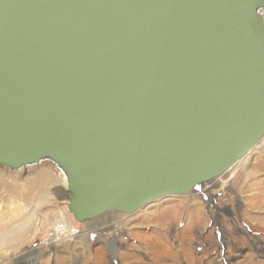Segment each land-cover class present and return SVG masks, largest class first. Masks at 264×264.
<instances>
[{
    "label": "water",
    "instance_id": "1",
    "mask_svg": "<svg viewBox=\"0 0 264 264\" xmlns=\"http://www.w3.org/2000/svg\"><path fill=\"white\" fill-rule=\"evenodd\" d=\"M264 0H0V166L44 160L79 223L226 175L264 138Z\"/></svg>",
    "mask_w": 264,
    "mask_h": 264
},
{
    "label": "rangeland",
    "instance_id": "2",
    "mask_svg": "<svg viewBox=\"0 0 264 264\" xmlns=\"http://www.w3.org/2000/svg\"><path fill=\"white\" fill-rule=\"evenodd\" d=\"M263 143L199 191L88 223L70 213L59 167L48 161L19 170L0 166V222L15 217L0 231V264H264ZM39 165L52 168L49 199L36 194ZM26 222L28 233L9 242L10 227ZM58 225L68 232L56 231Z\"/></svg>",
    "mask_w": 264,
    "mask_h": 264
},
{
    "label": "bare ground",
    "instance_id": "3",
    "mask_svg": "<svg viewBox=\"0 0 264 264\" xmlns=\"http://www.w3.org/2000/svg\"><path fill=\"white\" fill-rule=\"evenodd\" d=\"M263 11H264V9H261L260 10V14L261 15H263L264 13H263ZM263 17H264V15H263ZM263 140V139H262ZM261 140V141H262ZM260 144V143H259ZM258 144V145H259ZM257 145V146H258ZM256 146V147H257ZM255 147V148H256ZM254 148V149H255ZM253 149V150H254ZM252 150V151H253ZM251 151V152H252ZM250 152V153H251ZM249 153V154H250ZM248 154V155H249ZM247 155V156H248ZM49 162L51 165H53V168H57L58 166L55 164V163H53L52 161H50V160H44V161H42V162ZM40 164V163H39ZM44 164V163H43ZM40 166V165H39ZM52 168H49V167H45L44 165L43 166H40V167H37L36 168V170H37V172H38V177L36 178V183H35V185L36 186H34L35 188H36V190H37V193L36 194H38V195H41V197H42V199H49V196L51 195L50 194V192H48L47 190V185L48 184H55V180H53V175H52V170H51ZM206 185H208V184H206ZM205 185V186H206ZM204 186V187H205ZM207 187V186H206ZM52 188V187H51ZM55 189H57V188H55ZM204 191V190H203ZM204 195V194H203ZM28 196V195H27ZM53 197V196H52ZM158 201V200H157ZM67 203V202H66ZM16 209V208H15ZM16 211V210H15ZM145 211V210H144ZM16 213H17V211H16ZM18 214V213H17ZM110 214V213H109ZM107 215V214H106ZM113 216V215H112ZM14 217V215H12V213H11V217H10V219H14L13 218ZM103 217V216H102ZM24 218V217H23ZM101 218V217H100ZM10 219H8V221H6V220H2L1 222H0V231L2 230L1 228L2 227H5V226H11V225H9V222H10ZM20 220V219H19ZM111 223H113V218L111 217ZM14 221V220H13ZM86 223H88V222H86ZM110 225V224H109ZM112 225V224H111ZM9 228V227H8ZM28 228H31V225H30V223H28V222H26L24 225H22V226H20V228L19 227H10V231H11V234H9V237H10V239H8V240H10L9 242H16V240L17 239H20V238H23V236L26 234V233H28ZM61 228H64L65 230H66V232H68L67 231V226H65V225H58V226H56L55 227V229H56V231H59ZM116 228L114 227V230H115ZM4 232H6V231H4ZM8 232V231H7ZM72 234H76L77 233V231H73V232H71ZM6 236V235H5ZM27 237V236H26ZM0 240H3L2 239V237H0ZM23 240V239H22ZM7 241V240H6ZM8 242V243H9ZM4 242L2 241V243L0 244V247H2V246H4V244H3ZM7 243V242H6ZM2 245V246H1Z\"/></svg>",
    "mask_w": 264,
    "mask_h": 264
},
{
    "label": "built area",
    "instance_id": "4",
    "mask_svg": "<svg viewBox=\"0 0 264 264\" xmlns=\"http://www.w3.org/2000/svg\"><path fill=\"white\" fill-rule=\"evenodd\" d=\"M262 146H264V143H263V145Z\"/></svg>",
    "mask_w": 264,
    "mask_h": 264
}]
</instances>
